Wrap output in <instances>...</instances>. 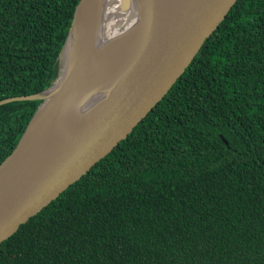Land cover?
I'll list each match as a JSON object with an SVG mask.
<instances>
[{
  "label": "trees",
  "instance_id": "obj_1",
  "mask_svg": "<svg viewBox=\"0 0 264 264\" xmlns=\"http://www.w3.org/2000/svg\"><path fill=\"white\" fill-rule=\"evenodd\" d=\"M79 1L0 0V101L53 84ZM41 103L0 105V164ZM0 264H264V0H238L133 132L0 245Z\"/></svg>",
  "mask_w": 264,
  "mask_h": 264
},
{
  "label": "water",
  "instance_id": "obj_2",
  "mask_svg": "<svg viewBox=\"0 0 264 264\" xmlns=\"http://www.w3.org/2000/svg\"><path fill=\"white\" fill-rule=\"evenodd\" d=\"M82 1L60 50L53 84L36 95L0 101V105L42 101L0 164V245L133 132L185 73L238 0H135L136 34L107 77H103L105 63L93 67L88 61L91 34L82 28L76 32L71 64L62 68ZM105 79L110 85L104 100L69 124L73 110Z\"/></svg>",
  "mask_w": 264,
  "mask_h": 264
},
{
  "label": "bare ground",
  "instance_id": "obj_3",
  "mask_svg": "<svg viewBox=\"0 0 264 264\" xmlns=\"http://www.w3.org/2000/svg\"><path fill=\"white\" fill-rule=\"evenodd\" d=\"M138 24L139 14L135 0H83L77 9L74 28L69 38L71 49L62 59V68L70 66L77 46L76 32L82 28L91 34L88 61L93 67L98 62L105 63L103 77L111 76L129 48ZM109 85L106 79L98 84V90L73 110L69 124H74L103 101ZM45 96L48 97L49 94Z\"/></svg>",
  "mask_w": 264,
  "mask_h": 264
},
{
  "label": "rangeland",
  "instance_id": "obj_4",
  "mask_svg": "<svg viewBox=\"0 0 264 264\" xmlns=\"http://www.w3.org/2000/svg\"><path fill=\"white\" fill-rule=\"evenodd\" d=\"M60 68H61V66H60Z\"/></svg>",
  "mask_w": 264,
  "mask_h": 264
}]
</instances>
